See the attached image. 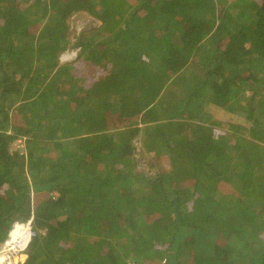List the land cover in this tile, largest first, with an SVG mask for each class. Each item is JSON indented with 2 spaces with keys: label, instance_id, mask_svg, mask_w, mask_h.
Here are the masks:
<instances>
[{
  "label": "trees",
  "instance_id": "1",
  "mask_svg": "<svg viewBox=\"0 0 264 264\" xmlns=\"http://www.w3.org/2000/svg\"><path fill=\"white\" fill-rule=\"evenodd\" d=\"M132 1L0 0V243L30 221L23 264H264V0ZM79 11L100 25L70 43Z\"/></svg>",
  "mask_w": 264,
  "mask_h": 264
},
{
  "label": "rangeland",
  "instance_id": "2",
  "mask_svg": "<svg viewBox=\"0 0 264 264\" xmlns=\"http://www.w3.org/2000/svg\"><path fill=\"white\" fill-rule=\"evenodd\" d=\"M233 1H235V0H233ZM131 3H133L132 0H131ZM217 8H218L217 12L220 13V11L222 9L227 8V5H224V6L218 5ZM66 23H67V26L69 27L70 43H73L75 41V38L78 36V34L81 31L90 29L92 27H97L98 25H100V22H98L96 19L91 17L89 14L82 12V11L74 13L66 21ZM68 49H70V47ZM79 54H78V57H79ZM67 85L70 87V89H72V90L75 89V88H73V84L69 83ZM247 95L249 96L250 93L247 92ZM92 105L91 104L86 105L85 109L83 108V110L86 113L91 114L93 112ZM116 109H117L116 106L109 107V111L111 113L116 112ZM11 110H14V108H12ZM80 110L82 111V108ZM14 111H16V110H14ZM34 113H37L39 116L42 115L41 117H39V118H43L42 122L38 123V121H39L38 120L39 118H38V119L31 120L33 123L31 126H25L21 121H17L15 124L10 123L12 126L19 128V129H24V130L27 128L30 129L29 135H26V137L27 138L29 137L28 139H30V140L35 139L37 137H42L43 132H44L46 125H47L46 121L48 119V118H46V116H44L45 112L34 111ZM212 113H213V115H212L211 121L218 123V126L215 128V133H214L217 136H220V135H223L224 133H226L229 130V127H230L229 125L232 123H237V124L241 125L243 130L246 128V122L235 118L230 113H226V112H223L221 110H217L216 108H213V107H212ZM104 118H105V126L108 129V131H117L118 136H120L125 130L134 127V123H135V120H123V119L121 120V119H118L116 116H112V117L111 116L110 117L104 116ZM244 132H245V135H248V130L245 129ZM142 138H143V135L139 134L136 138H133L131 140L130 146H132V148L134 149L133 155H134V159H136V161H137L138 169L142 170V171H148V168L151 165V163L155 162L157 165H159V161H158V159L155 160V159H150L148 157L149 154L146 153V151L144 150V148L142 146V142H143ZM10 152L12 153L11 149H10ZM116 166H115V168H116ZM154 172L155 171H153L152 173H154ZM230 193H233V191H231ZM53 195L55 196L57 194H53ZM15 223H19V222L15 221L12 225H10L9 229ZM30 233L32 234V237H33V232L30 231ZM6 239H7V236L4 239V241H2L0 243V251H2L1 247H2V244H4V242L6 241ZM26 251H27V248H25L24 250L16 249V250H14V252L12 251L8 256L14 261V264H18L21 260L22 261L19 264H23L24 261L27 259ZM21 253L24 255V258L21 256ZM150 258H151L150 262L152 264H154L156 262L160 263V264L163 263V257L160 253H157V254L151 256ZM150 262H148V263L150 264ZM128 264H133V263L128 262Z\"/></svg>",
  "mask_w": 264,
  "mask_h": 264
},
{
  "label": "bare ground",
  "instance_id": "3",
  "mask_svg": "<svg viewBox=\"0 0 264 264\" xmlns=\"http://www.w3.org/2000/svg\"><path fill=\"white\" fill-rule=\"evenodd\" d=\"M29 241V227L23 223H15L11 228L6 241L1 247L4 254H0V264H14V261L8 255L16 249L24 250Z\"/></svg>",
  "mask_w": 264,
  "mask_h": 264
},
{
  "label": "built area",
  "instance_id": "4",
  "mask_svg": "<svg viewBox=\"0 0 264 264\" xmlns=\"http://www.w3.org/2000/svg\"><path fill=\"white\" fill-rule=\"evenodd\" d=\"M79 53H80V49L79 48L68 49V50L64 51L60 55V59H59L60 63H67V62H71V61L75 60L78 57ZM5 134L6 135H12L13 133L10 130H8V131H5ZM27 140H28L27 137L17 136L16 140L11 145V148H10L11 151L12 152L19 151L20 153H22V151H24V149H25V144H26ZM26 225L29 227V231H31V226L28 225V223ZM31 237H32V234L30 233V239H31ZM27 246H26V248H27ZM0 254H4V253L2 251H0ZM133 264H135V263H133Z\"/></svg>",
  "mask_w": 264,
  "mask_h": 264
},
{
  "label": "water",
  "instance_id": "5",
  "mask_svg": "<svg viewBox=\"0 0 264 264\" xmlns=\"http://www.w3.org/2000/svg\"><path fill=\"white\" fill-rule=\"evenodd\" d=\"M19 1L25 4L31 3V0H19ZM28 225H30V221L28 222Z\"/></svg>",
  "mask_w": 264,
  "mask_h": 264
}]
</instances>
